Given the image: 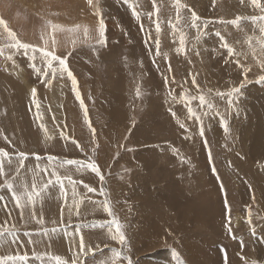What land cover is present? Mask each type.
Masks as SVG:
<instances>
[{"label": "rangeland", "instance_id": "374dc122", "mask_svg": "<svg viewBox=\"0 0 264 264\" xmlns=\"http://www.w3.org/2000/svg\"><path fill=\"white\" fill-rule=\"evenodd\" d=\"M93 2L0 0V19L17 38L54 51L67 69L54 61L53 75L39 51L11 48L0 26V149L8 153L0 156V227L10 230L0 236V257L264 264V0ZM233 87L241 88L238 112L228 105ZM92 162L98 172L85 166ZM6 181L21 192L35 183L41 194L17 207ZM114 219L123 245L112 239ZM65 229L81 232L93 249L87 257L75 260ZM101 253L108 256L98 263Z\"/></svg>", "mask_w": 264, "mask_h": 264}, {"label": "snow or ice", "instance_id": "6c2138e0", "mask_svg": "<svg viewBox=\"0 0 264 264\" xmlns=\"http://www.w3.org/2000/svg\"><path fill=\"white\" fill-rule=\"evenodd\" d=\"M92 2H93V0H89V4H92ZM177 3H179V0H177ZM252 3L257 5V6H260L259 5V0H252ZM97 15H99V9L98 8H97ZM133 15H138V13L135 10H133ZM178 18H179V16H178ZM197 19L198 18L196 17L195 13H193L192 14L193 26L195 25V22H196ZM239 19L240 18L238 17L237 20L231 21V23L235 24V23L238 22ZM259 19L260 20H264V17H260ZM46 25H50L51 28L54 29V30L62 28V26H60V25L52 24L51 21H46ZM0 26L4 27V31L12 39V41H14V43H12L10 45L11 48L23 49L25 51V54H27L28 50H32L33 52L39 51L41 53L43 59L46 62L47 68L51 69L53 75H55V72H56V69L53 67V62L54 61H58L59 62V65L61 66V70L62 71L67 70L66 69V64H65V58H61L60 56H57L54 51H48L45 48L37 49V47L35 45H31L29 43H23L21 40H19L17 38L16 33L13 32L10 28H8L6 22L3 19H0ZM79 27H80V25H76L74 29H68V31H74L75 29H78ZM88 31H89L88 27L84 26V34H85V36L88 35ZM157 31H159V25H157ZM98 32H99V39H98L97 43L103 44L105 42L104 41L105 23H104L103 19H101L100 22H99ZM261 32L264 33V28H261ZM217 35L219 36L220 34L217 33ZM42 38H43V36H42ZM45 43H47V41H45ZM55 43H56L55 40H53V46H55ZM181 43L183 44V37L181 38ZM223 46L225 48L228 47V45L226 43ZM229 52L231 54L232 50L229 49ZM8 59H11V56H9ZM33 59H35V57H33ZM68 75H69V77H71L72 73L68 72ZM72 82H73V85L75 86V84H76L75 79H73ZM193 82H195V81H193ZM260 82L264 83V77H260ZM242 86L243 85H241V87ZM240 91H241V88L233 87L231 89V91L229 93H227L229 108H232V109L236 110L237 112L239 111V107H238V105H236L235 100L233 99V97L238 96ZM32 95H33V97L36 95V89L35 88L32 89ZM217 95L220 96V97H223L225 94L224 93H217ZM199 101H200V105L201 106H205L208 109H212L214 107V105L212 103H209L206 100L204 95L199 96ZM189 114H190V117H195L197 121H200V119H201L200 116H198L196 114V112H194L191 108H189ZM219 115H220L219 112H217V116H219ZM220 122H221L222 127H224L225 131H227L228 130V125H227V122L225 121L224 117H220ZM181 127H183V125H181ZM200 135L201 136L204 135V129H203V125L202 124H201V127H200ZM18 155L21 157L20 165L23 166V158L25 157V153L21 152ZM0 156L7 157L8 153H6L2 149H0ZM49 159H52V158L49 157ZM66 163H68V164H73V163L80 164L79 161H66ZM85 166L90 168L93 172H98V167H97V165L94 162L88 163ZM3 174H4L3 165L0 164V175H3ZM52 175L55 176L56 173L53 172ZM56 179H57V181H59L60 177L56 176ZM101 179H103V178L101 177ZM5 183H6L7 188L12 192V196H13V199H15V201H16L17 207H19L21 205V200L22 199L26 198L28 202H32L35 196L41 194L40 192H37V190H36L37 186H36L35 183H33L31 191L27 190V186H24L25 187V191H23V192L18 191L17 188L14 186V184L12 182L6 181ZM45 187H47V185H45ZM89 191H93V189H89ZM41 192H42V189H41ZM105 208H106V210L109 211V214L111 215V211H110V209H108L107 204H105ZM247 222L249 224L252 223V221H251V213H249V219H248ZM111 223H112V225L115 226V234L112 236V239L115 240V239L118 238L120 244L123 245L125 243V241H126V237H125V235H124V233L122 231V227L123 226L118 222V220H115V219ZM9 231L10 230H8V229L0 227V236L8 235ZM81 250H83V247H81ZM117 258H119V259H128L126 257H123L122 254H119V253L117 254ZM54 259L56 261V264H65V262L58 256L55 257ZM8 260H18V261L23 262V261L27 260V256L0 257V264H6V262ZM128 264H131V260L130 259H128ZM253 264H255V262H253Z\"/></svg>", "mask_w": 264, "mask_h": 264}, {"label": "bare ground", "instance_id": "6f19581e", "mask_svg": "<svg viewBox=\"0 0 264 264\" xmlns=\"http://www.w3.org/2000/svg\"><path fill=\"white\" fill-rule=\"evenodd\" d=\"M93 4H94V2H93ZM12 10V9H11ZM3 12V11H2ZM5 13V12H4ZM14 13V12H13ZM6 14V13H5ZM15 14V13H14ZM22 16V15H21ZM18 17L19 18H21L20 17V15H18ZM217 31V30H216ZM56 43L57 44H59L58 43V41L56 40ZM89 70V69H88ZM92 70V69H91ZM22 77V76H21ZM30 88V87H29ZM28 91H30V89H28ZM32 95V90L30 91V96ZM32 101H34L33 100V98L31 97V102ZM31 105H32V107L38 112V108H37V106H36V104H35V101L34 102H32L31 103ZM72 105V104H71ZM166 105V104H165ZM66 106V105H65ZM73 107V106H72ZM170 107V106H169ZM247 108V107H246ZM59 111V110H58ZM74 113V112H73ZM164 114V113H163ZM169 114V113H168ZM37 120H39V121H41V120H43L42 118H41V116L39 115V117L37 118ZM143 123V122H142ZM162 123V122H161ZM218 123V122H217ZM241 125V124H240ZM143 126H144V124H143ZM244 127V126H243ZM126 128V127H125ZM42 129V132H43V134L45 133V130H44V128L42 127L41 128ZM141 129V128H140ZM143 129V128H142ZM70 130H71V128H70ZM65 134H67V131H66V133ZM71 135V134H70ZM67 136V135H66ZM135 137H137V136H135ZM154 137V136H153ZM45 138V137H44ZM141 140H143V139H141ZM103 147V146H102ZM166 154V153H165ZM144 156V155H143ZM170 157V156H169ZM175 159V158H174ZM169 161V160H168ZM175 163V162H174ZM64 179V178H63ZM64 182H66V179L64 180ZM66 186H67V188H69V186H68V184L66 183ZM7 191V190H6ZM5 191V192H6ZM8 199V198H7ZM53 200V199H52ZM5 202H6V198L4 197V205H3V208H4V210L6 211V209H5ZM3 210V211H4ZM65 214V213H64ZM5 218H6V216H5ZM8 219V218H7ZM6 219V220H7ZM9 220V219H8ZM99 221V219H94V220H91V221ZM66 231H65V233H67V236L69 237L68 239H69V243L67 244V246L69 247V249H70V251H71V254L74 256V258H75V260L76 261H80L81 260V258H85V257H87L88 255H89V253L93 250V249H91V248H89L88 247V245L87 246H84L83 245V243H82V238H81V232H79L78 231V229H73L72 231L71 230H69V229H65ZM61 235H62V233H61ZM82 236L85 238V235H83L82 234ZM61 238H63V235L61 236ZM19 240L20 241V237H15V240ZM10 240V239H9ZM13 240V239H12ZM47 241V240H46ZM85 241H87V239L85 238ZM101 242V241H100ZM99 242V243H100ZM8 243V242H7ZM48 243V242H47ZM18 244H19V242H18ZM13 245V244H12ZM47 245H50V243H48ZM81 247H83V250H81ZM16 248V247H15ZM64 248V247H63ZM107 256H108V254H105V253H101L98 257H96V259L97 260H95L96 262H102L104 259H106L107 258ZM87 259V258H86ZM95 261H92L93 263H95ZM91 262V261H90ZM30 264H32V263H30Z\"/></svg>", "mask_w": 264, "mask_h": 264}]
</instances>
